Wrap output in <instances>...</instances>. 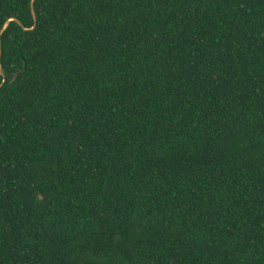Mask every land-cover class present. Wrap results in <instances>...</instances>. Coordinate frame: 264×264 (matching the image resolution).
I'll list each match as a JSON object with an SVG mask.
<instances>
[{
	"label": "trees",
	"instance_id": "1",
	"mask_svg": "<svg viewBox=\"0 0 264 264\" xmlns=\"http://www.w3.org/2000/svg\"><path fill=\"white\" fill-rule=\"evenodd\" d=\"M0 264H264V0H0Z\"/></svg>",
	"mask_w": 264,
	"mask_h": 264
}]
</instances>
